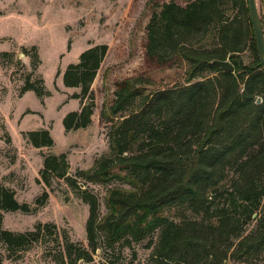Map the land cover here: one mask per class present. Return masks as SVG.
Masks as SVG:
<instances>
[{
	"label": "trees",
	"instance_id": "obj_1",
	"mask_svg": "<svg viewBox=\"0 0 264 264\" xmlns=\"http://www.w3.org/2000/svg\"><path fill=\"white\" fill-rule=\"evenodd\" d=\"M107 49L104 43L86 48L62 73L64 86L79 87L71 98L81 102L63 117L65 131L91 122V84ZM245 51L251 53L248 62ZM145 52L158 62L179 56L188 65L185 82L148 90L143 79H124L101 111L109 122V151L72 176L64 153L44 156L39 171L38 181L46 186L51 176L78 190L79 183L107 186L102 216L96 195L80 191L88 204V247L52 223L23 232L3 228V211H37L49 192L43 189L31 204L19 203L0 184V246L7 257L41 245L58 263L90 262L100 245L114 249L149 239L155 264H222L228 258L255 264L264 258V63L247 0L157 3L146 25ZM214 59H229L233 72ZM26 91L49 95L43 80L31 74L19 94ZM26 136L35 148L53 145L47 129ZM171 208L180 210L179 221L162 215Z\"/></svg>",
	"mask_w": 264,
	"mask_h": 264
},
{
	"label": "rangeland",
	"instance_id": "obj_2",
	"mask_svg": "<svg viewBox=\"0 0 264 264\" xmlns=\"http://www.w3.org/2000/svg\"><path fill=\"white\" fill-rule=\"evenodd\" d=\"M170 0H0V184L15 193L19 203L31 204L43 189L46 203L34 212L3 211L2 227L14 232L30 230L37 223H52L62 235L87 248L85 224L88 204L80 197L87 190L96 195L99 216L105 213L106 185L86 183L71 188L62 178L52 177L49 185L39 182V171L46 155L65 154L67 175L89 168L109 151V122L101 118L114 99L118 83L127 78L143 79L148 90L184 83L188 65L177 55L166 62L146 56V25L153 7ZM183 4L186 0H175ZM264 39V0H255ZM107 45L91 90L94 109L84 128L65 131L62 119L78 110L81 102L71 98L79 87H66L62 73L75 63L79 54L95 44ZM250 52L242 57L250 60ZM27 74L41 78L49 95L19 90ZM212 75L205 72L202 76ZM259 102L263 98L258 97ZM88 103L89 99L85 100ZM47 129L53 139L50 147L35 148L26 133ZM162 215L179 221V209H165ZM155 235L152 237V241ZM149 239L114 249L99 246L92 261L72 264H155ZM1 264H70L53 260L41 245L7 257L0 246ZM222 264H244L226 259ZM255 264H264V258Z\"/></svg>",
	"mask_w": 264,
	"mask_h": 264
},
{
	"label": "water",
	"instance_id": "obj_3",
	"mask_svg": "<svg viewBox=\"0 0 264 264\" xmlns=\"http://www.w3.org/2000/svg\"><path fill=\"white\" fill-rule=\"evenodd\" d=\"M247 4L250 21L254 33L255 44L257 47V53L260 60L264 63V39L262 33V25L256 7V2L255 0H247ZM212 63L216 64L225 71L233 72L234 68L229 59H214ZM256 102H259V98H257ZM253 216H255V214H253Z\"/></svg>",
	"mask_w": 264,
	"mask_h": 264
}]
</instances>
